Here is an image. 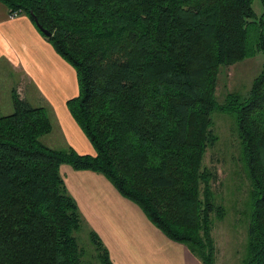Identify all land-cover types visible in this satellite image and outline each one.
I'll use <instances>...</instances> for the list:
<instances>
[{
  "label": "trees",
  "instance_id": "1",
  "mask_svg": "<svg viewBox=\"0 0 264 264\" xmlns=\"http://www.w3.org/2000/svg\"><path fill=\"white\" fill-rule=\"evenodd\" d=\"M0 1L36 18L74 68L80 92L69 107L95 153L47 146V111L14 96V112L0 115V264H82L84 220L62 165L103 175L167 238L215 264L225 210L204 160L218 142L216 112L235 119L250 181L246 264H264V64L245 94L217 98L221 68L264 55L254 0Z\"/></svg>",
  "mask_w": 264,
  "mask_h": 264
},
{
  "label": "crops",
  "instance_id": "2",
  "mask_svg": "<svg viewBox=\"0 0 264 264\" xmlns=\"http://www.w3.org/2000/svg\"><path fill=\"white\" fill-rule=\"evenodd\" d=\"M0 66L4 67L2 70H12L18 78L16 86L24 87L25 97L31 100L33 107L46 111V107L33 102L35 94L42 96L49 107L59 113L58 107L53 106L57 101L54 96L65 94L62 97L65 103L71 86L77 88L76 72L56 53L33 20L25 14L11 19L10 10L1 1ZM65 114L73 131L67 130L64 123L60 129L63 131L64 126L68 138L77 140V145H73L75 150L80 155L95 154L67 110ZM60 171L83 220L103 241L113 264H201L186 246L173 242L158 230L141 209L122 197L103 175L76 171L68 165H62Z\"/></svg>",
  "mask_w": 264,
  "mask_h": 264
},
{
  "label": "rangeland",
  "instance_id": "3",
  "mask_svg": "<svg viewBox=\"0 0 264 264\" xmlns=\"http://www.w3.org/2000/svg\"><path fill=\"white\" fill-rule=\"evenodd\" d=\"M253 9L257 17L260 18L264 12L262 1L254 0ZM263 64L264 55L258 53L251 59L235 66L221 68L217 87L218 100L223 101L229 93L245 94L253 79L261 72ZM3 65L8 67L6 64ZM2 69L4 67L0 66V115H9L14 112V96L32 106L31 100L25 97L24 87L16 86L18 78L14 76L12 70ZM25 89L32 95L27 85ZM79 92L77 80V88L76 85L75 88L73 85L71 86L65 103L62 100L65 94L54 96L57 101L54 102L53 106L58 107L59 113L52 110L42 96L34 95L33 102L38 106L46 107L52 123L51 134L42 137V141L50 148L70 149L72 146L77 150L73 146L77 145V140L72 141L65 132L66 128L70 130L65 111H68V115L71 116L76 125L69 102L77 98ZM213 121V129L218 137V142L207 151L204 165L217 173V179L212 181V188L216 203L225 210L224 218L214 221L213 238L217 248L215 264H246L248 259V232L251 223L250 181L246 166L242 161V148L234 117L228 113L216 112L213 115ZM61 123L66 125V128L63 126V131L62 128L60 129ZM71 137H73L72 134ZM91 231L88 223L84 221L83 228L75 234L85 253L82 264H102L98 258V252L91 242Z\"/></svg>",
  "mask_w": 264,
  "mask_h": 264
},
{
  "label": "water",
  "instance_id": "4",
  "mask_svg": "<svg viewBox=\"0 0 264 264\" xmlns=\"http://www.w3.org/2000/svg\"><path fill=\"white\" fill-rule=\"evenodd\" d=\"M34 20H35V23H36L37 28H38V29H39L44 35H46L47 37H50L51 34L42 28V26L38 23L37 19L34 18Z\"/></svg>",
  "mask_w": 264,
  "mask_h": 264
},
{
  "label": "built area",
  "instance_id": "5",
  "mask_svg": "<svg viewBox=\"0 0 264 264\" xmlns=\"http://www.w3.org/2000/svg\"><path fill=\"white\" fill-rule=\"evenodd\" d=\"M20 15H21L20 12H13V13H10V18L15 19V18L19 17Z\"/></svg>",
  "mask_w": 264,
  "mask_h": 264
}]
</instances>
